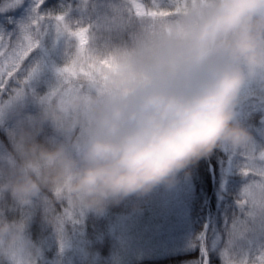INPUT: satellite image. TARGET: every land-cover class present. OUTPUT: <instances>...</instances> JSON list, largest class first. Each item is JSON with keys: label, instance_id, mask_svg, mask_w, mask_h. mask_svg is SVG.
Instances as JSON below:
<instances>
[{"label": "clouds", "instance_id": "1", "mask_svg": "<svg viewBox=\"0 0 264 264\" xmlns=\"http://www.w3.org/2000/svg\"><path fill=\"white\" fill-rule=\"evenodd\" d=\"M128 10L129 40L103 50L87 42L88 66L68 84L58 78L0 152V202L29 209L50 194L64 205L48 220L57 232L75 214H102L250 141L235 103L246 82L264 80V0H128ZM44 123L57 141L37 140ZM26 229V215L0 210V264H38Z\"/></svg>", "mask_w": 264, "mask_h": 264}, {"label": "rangeland", "instance_id": "2", "mask_svg": "<svg viewBox=\"0 0 264 264\" xmlns=\"http://www.w3.org/2000/svg\"><path fill=\"white\" fill-rule=\"evenodd\" d=\"M45 0H43L44 2ZM75 12L70 8L56 14L54 9L42 11L40 4L38 14L45 17L40 26V35L37 37L38 46L30 52L20 66L8 76L7 57L0 59V71L4 72V84L0 85V124L10 126L12 120L20 115L25 117L37 116L41 111V101L57 85V69L64 67L69 58L74 54V39L66 34L57 32L54 17L61 15L64 22L72 30L86 28L90 32L89 39L94 33L90 48L103 50L100 46V37L105 33L121 29L123 21L136 20L128 10V0H108L98 4L93 0H75ZM7 3L2 0L0 6ZM34 0H23L15 10L0 14V34L5 35V43L12 45L6 49H0L8 54H14V48H19L18 26L29 23L33 14ZM71 6V1L69 2ZM96 11L98 21H88L91 12ZM112 18L120 16L122 21ZM108 14V15H107ZM106 16V18H105ZM86 17V19H85ZM53 18V19H49ZM105 18V19H104ZM9 38V39H8ZM97 39V40H96ZM87 46H85V51ZM35 68L32 79L24 88L23 95L8 104L15 95V89L21 87L27 70ZM254 117L259 120L256 123ZM264 80H252L246 82L240 89L235 103V118L250 136V141L244 150L221 149L226 156L224 172L218 184L220 188L216 192L219 211L214 214L209 227L207 245L216 258V264H224L221 253L227 252L235 264L247 261L248 264H261V256L264 255V197L260 189L253 188L260 182L259 176L242 174L247 163L246 157L250 154L259 157L264 152ZM258 167L264 166V161L256 159ZM219 177V178H220ZM218 178V179H219ZM248 190V192H246ZM193 187L185 174L179 172L171 185H160L140 198L146 208L137 210L138 214L131 212L122 220V228L119 230V246L123 249L116 252L115 256H122L126 260L141 259L144 256L156 254L157 250L166 253H181L192 248L193 236L190 208L192 202ZM82 219V214H75L72 222L76 225ZM216 220V224L213 220ZM71 222V225H72ZM210 223V222H209ZM47 239L50 243L44 246L49 251V264H63L72 258H79L82 253L80 231L77 226L71 228L68 233L65 226L60 232L50 228ZM35 246H38L36 244ZM52 250V252H51ZM66 252V253H65ZM149 253V254H148ZM62 256L64 259L62 260ZM53 257V258H52ZM50 258V259H49ZM39 263V262H38Z\"/></svg>", "mask_w": 264, "mask_h": 264}, {"label": "trees", "instance_id": "3", "mask_svg": "<svg viewBox=\"0 0 264 264\" xmlns=\"http://www.w3.org/2000/svg\"><path fill=\"white\" fill-rule=\"evenodd\" d=\"M1 1L2 0H0V2ZM70 1L71 6H69ZM93 1L101 5L102 2L108 0ZM76 2L77 1L75 0H45L41 5L40 10L47 12L54 9L56 14H61L63 10L67 11L70 8L73 12H75L74 5ZM79 6L81 5L77 2V7ZM108 14L112 18L113 15L109 12ZM131 17L134 19L133 15ZM87 18L88 21H98L99 15L96 11H93ZM113 18V23H115V21H122L120 16H115ZM122 23L123 26L121 29L113 30L111 33H105L100 37L101 41L98 48H110L121 43H126L129 40L136 24L131 19L125 20ZM87 35H90L88 29ZM93 36L94 33L89 39L87 38L88 43L93 44L91 42ZM25 118L24 114L20 115L16 119L12 120V124L10 126L7 125V127L0 124V152L11 151V133L15 131L18 123L22 122ZM254 120L257 123L259 119L254 117ZM59 137L60 134L55 126L50 123H44L40 126L37 140L48 143L57 141ZM225 159L226 156H224L221 149H216L208 156L199 159L196 163L181 171L182 174H185L188 177L193 187L190 208L193 236L190 242V244L192 243V248L190 250L175 254L157 250L156 254L152 253L151 255L142 257L141 259L131 261L126 260V258H122V256H115L116 252L122 250L124 246L120 245L122 249H119L120 247L118 248L120 236L119 230L122 228V220H124L125 216L130 215L131 212H135L134 215H136L138 214L137 210L141 209L142 212L143 209L146 208L145 204L140 199L142 196H129L121 200L119 203L113 204L109 202L105 206L102 214H95L92 212L83 213L82 219L76 225L72 222V220H65L63 226H65L68 233H71L73 225L79 228L83 249L79 258L74 257L67 263L63 260L64 256H62V263L205 264L206 260L207 264H216L215 255L211 250H209L207 245L206 235L209 237V227L212 222L211 220L214 214H217L220 209L216 192L220 188L218 182L221 180L220 173L222 176L224 172L223 169L226 165ZM46 195L47 198L51 200L50 204L45 206L41 204L40 199L38 198L33 202V205L29 209H20L7 198L0 202V210H3L8 220L17 219L21 215L27 216L26 236L34 245L38 244V246H36L40 252L38 264H49V261H47L49 251L46 252L47 249L44 246H46V243H50L47 239V235L51 232L50 228L53 229L54 227L48 223V220L49 218L62 216L64 208L62 202L52 200L50 194ZM216 220L217 219L213 220L215 224ZM201 236L204 237L203 241L200 239ZM202 246L206 255L202 254ZM57 264L59 263L57 262Z\"/></svg>", "mask_w": 264, "mask_h": 264}, {"label": "snow or ice", "instance_id": "4", "mask_svg": "<svg viewBox=\"0 0 264 264\" xmlns=\"http://www.w3.org/2000/svg\"><path fill=\"white\" fill-rule=\"evenodd\" d=\"M22 2L23 0H7V3L3 4V6H0V14H3L9 10H15L22 4ZM41 3H43V0H34V4L31 9L33 16L30 22L26 24H20L18 26V34L16 35V37L19 41V48H14V54H8L5 51H0V59H4L5 57H7V61L9 62L6 69V73L8 76H11L13 71L19 68L20 61L23 60L25 56H27L38 46L37 37L40 35V26L45 20V17L38 14V9ZM54 20L56 21L55 27L57 32L60 34H66L69 38L74 39L78 42L79 46L77 57L73 60L72 64L65 65L64 67L57 69L58 78L65 84H68L70 83L72 77H75L77 74L82 73L84 68L88 66V58L85 51V46L88 42L87 29L78 28V30H72V28L64 22V18L61 15L55 16ZM4 38L5 35L0 34V49L12 47V45L5 43ZM35 71V68L27 70L25 79L22 82H18L20 83L21 87L14 90L15 95L10 99L8 104H11L13 101L17 100L23 95L24 88L32 79ZM3 76L4 72L0 71V85L4 84ZM43 99H46V97H44ZM246 159L247 163L242 174L248 176L251 173V175L253 176H259L260 182L254 185L253 188H259L261 193L264 194V166L258 167L256 164V159L264 161V152H261L258 158L249 154ZM246 192H248V190H246ZM262 197H264V195H262ZM200 239L203 241L204 237L201 236ZM201 251L202 254L206 255L203 246L201 248ZM221 257L224 261V264H235V261L229 257L226 251L221 253ZM205 264H207L206 260ZM241 264H248V262L242 261ZM261 264H264V255L261 256Z\"/></svg>", "mask_w": 264, "mask_h": 264}, {"label": "water", "instance_id": "5", "mask_svg": "<svg viewBox=\"0 0 264 264\" xmlns=\"http://www.w3.org/2000/svg\"><path fill=\"white\" fill-rule=\"evenodd\" d=\"M260 122H264V117L261 119V121Z\"/></svg>", "mask_w": 264, "mask_h": 264}]
</instances>
